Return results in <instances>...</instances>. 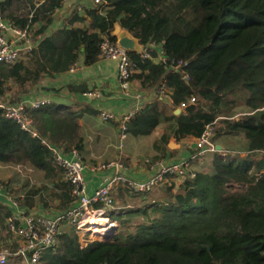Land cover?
Masks as SVG:
<instances>
[{
	"label": "trees",
	"instance_id": "16d2710c",
	"mask_svg": "<svg viewBox=\"0 0 264 264\" xmlns=\"http://www.w3.org/2000/svg\"><path fill=\"white\" fill-rule=\"evenodd\" d=\"M65 1L0 2L1 16L31 30L38 44L18 63L0 64V99L20 104L82 57L86 65L96 63L102 42H117L111 33L119 23L144 49L155 47L151 59L130 53L132 84L156 96L165 86L173 108L169 113L157 98L137 112L126 123L128 153L142 150L160 126L166 128L164 148L155 144V161L172 153V137L199 138L212 124L216 140L242 137L247 146L242 153L225 147L182 183L170 179L145 194L125 191L133 201L109 213L121 222L113 240L83 247L70 227L39 264H264V0H102L82 13L75 9L44 38ZM160 55L166 60L157 62ZM67 90L79 96L88 89ZM192 99L196 103L186 113L175 114ZM237 110L243 111L239 119ZM28 114L37 137L0 111V164L28 165L48 181L30 189L21 204L33 208L39 197L45 207L58 201L57 210L68 211L74 206L72 186L52 148L66 154L76 149L86 165H97V158L119 154L109 144H119L118 138L109 140V131L99 127V111L88 105L51 102ZM11 216L9 211L4 218Z\"/></svg>",
	"mask_w": 264,
	"mask_h": 264
},
{
	"label": "built area",
	"instance_id": "2783aa9c",
	"mask_svg": "<svg viewBox=\"0 0 264 264\" xmlns=\"http://www.w3.org/2000/svg\"><path fill=\"white\" fill-rule=\"evenodd\" d=\"M69 1L66 0L65 4ZM91 3L92 6H97L102 3V0H91ZM80 10L81 8H79ZM37 45L31 30L24 31L14 27L0 14V64L14 65L18 63L31 54ZM154 49V45H151L150 51ZM150 51L143 49L139 55L151 59ZM99 59L116 62L120 90L132 98L143 99L142 92L134 91L131 81L135 65L130 52L120 47L117 42L105 39L100 46ZM165 60V57L160 55L157 62ZM74 69L76 66L72 68V70ZM85 96L98 98L99 94L89 92ZM157 98L168 101L172 105L169 91L165 86L158 89ZM50 103L51 101L48 99H35L31 102L11 104L0 99V111H3L9 120L19 124L25 132L37 137L33 120L28 113L50 105ZM195 103V99L183 103L179 107L181 113H186L188 107ZM143 108V106L138 107L136 111L122 119V140L127 139L126 123ZM100 118L103 122H111L115 121L117 117L114 114L103 112ZM187 147L194 152L190 153L188 158L176 163L168 164L163 161L146 160L145 164L151 166L155 173L142 181L130 179L125 174L127 167L121 160L102 164L92 169L93 171H112L107 181L92 195L89 194L85 178L88 168L84 164L80 152L73 149L66 154L52 148L55 163L63 170L64 180L72 186L74 206L65 213L52 216L25 212L12 214L6 221V232L18 241L19 247L15 252L9 251L8 248L3 249L0 252V264H8L14 257L20 258L28 264H39L42 253L57 247L60 237L67 232L68 227H75L77 235L82 238V244L85 247L90 242L96 241L88 238L87 234L95 235L94 232L98 228L109 233L108 237L100 240H113L119 233V224L111 220L108 215L115 206L116 191L123 188L132 193L145 194L165 185L170 179L183 181L186 178H194L197 171L196 166L218 152L215 143V124L207 126L199 138H193L191 142L187 143ZM2 191L5 189L0 187V192ZM13 204L17 207V203L13 202ZM98 220L107 223L96 225L95 222Z\"/></svg>",
	"mask_w": 264,
	"mask_h": 264
},
{
	"label": "crops",
	"instance_id": "0c3cea01",
	"mask_svg": "<svg viewBox=\"0 0 264 264\" xmlns=\"http://www.w3.org/2000/svg\"><path fill=\"white\" fill-rule=\"evenodd\" d=\"M5 0H0V2ZM74 1L70 0L67 4H64L63 8L58 11L56 15V20L53 24V26L48 30V33L45 37L50 36L52 33L60 30L69 17L71 16L72 12L75 9L81 8L80 12L82 13L84 8H90L92 6V3L90 0H76L75 4ZM83 8V9H82ZM72 86L74 88L84 86L86 87L87 93L89 92H97L99 94L98 98H89L85 95H74L68 92L67 87ZM45 89V90H44ZM53 90H57L59 93L56 94L53 92ZM137 91L138 90H135ZM143 99L138 100L136 98H132L130 96H127L124 92L120 90L119 87V80H118V70H117V63L111 60H104L99 59L96 63L92 65H86L85 64V58L82 57L80 62L77 64L76 69L71 70L70 72L58 76L55 80H47L42 84V89L34 91L27 99H25L26 102H31L35 99H48L53 103L62 104V105H75L76 103L81 105H88L92 108L99 111L100 115L103 112H108L111 114L116 115L115 123H118L120 125V130L122 127V119L130 114L133 113L138 109V107H146L148 104L152 103L154 101L153 98H157L155 94H148L143 93ZM159 100H161L159 98ZM24 101V102H25ZM162 101V100H161ZM166 106H171V103L168 101L162 102ZM51 104V103H50ZM98 118L99 127L102 128L101 130H108V138L109 140L112 139L113 136H117V128L113 126L112 122H103L100 118ZM119 129V128H118ZM154 132L153 135L148 138L147 140H144L142 142L147 144V147H150V156H154L155 151V144H158L159 147L164 148V141H162V137L165 133V131H162L161 135L159 132ZM156 135V137H155ZM158 136V137H157ZM127 140V139H126ZM193 138H187L182 139L180 142H177V140L172 137L171 141H175L180 147L177 148L174 151H170L172 153H167L166 157L162 159H158L156 161H163L165 163H176L179 161H182L190 155V153H193V150H190L187 147V143L191 142ZM169 142V144H170ZM168 144V148H169ZM113 145H116L115 143H111L110 147H113ZM220 148V152L225 150V146L221 145L220 143L217 144ZM245 146H247L245 144ZM116 148V147H115ZM120 148V147H119ZM245 152V150L243 151ZM141 150L140 147L135 148V152L130 154L127 151L125 152H119V155H115V159L121 155V159L124 157L126 163H127V171H125V174L132 180L136 181H142L145 179H148L150 176H152L155 173V170L151 168V166L146 165L145 161L140 160ZM234 153V152H232ZM157 154V153H156ZM152 160V159H151ZM155 161V160H154ZM86 165V164H85ZM101 165V164H100ZM98 165H86L87 171L85 173L86 182L88 184V191L89 194L92 195L95 190H97L99 187H101L104 182L107 181L109 176L112 174L111 170L107 171H93L92 169L97 168L100 166ZM198 165L196 166L197 170ZM181 181V180H176ZM182 183V182H181ZM127 189L120 188L116 191L114 198H115V206L112 209L114 211L115 209L122 210L124 206L130 201H133L132 198H129V193H125ZM131 193V192H130ZM123 194V196H122ZM120 197L122 200H120ZM123 197V198H122ZM39 198V197H37ZM36 198V200H37ZM59 205L58 201L53 203L51 210L52 214L49 215V209H46V207L40 203L37 202L36 206L33 208H29L27 206H24V209H19L13 204V201L11 198L8 197L7 192L2 191L0 192V238L2 239L1 243L3 246L9 245L10 240L7 238V232L4 230L6 219L4 218L5 214L9 211L12 212V214L18 213V212H25V213H33L32 210L37 209L40 213L44 212L47 213L49 216L56 215V214H62L67 211L59 212L57 210V206ZM118 208H117V207ZM71 209V208H70ZM45 215V214H44ZM119 224V227L121 226V222L116 221ZM69 231V228L67 229ZM9 235V234H8ZM79 237V236H78ZM79 241L82 244V238L79 237ZM19 246V244H18ZM85 247V246H83ZM12 261V259H11ZM9 262L8 264H11L12 262H19L20 264H28L27 262L23 261L20 258L14 259L12 262Z\"/></svg>",
	"mask_w": 264,
	"mask_h": 264
},
{
	"label": "rangeland",
	"instance_id": "374dc122",
	"mask_svg": "<svg viewBox=\"0 0 264 264\" xmlns=\"http://www.w3.org/2000/svg\"><path fill=\"white\" fill-rule=\"evenodd\" d=\"M73 1H74V3H72V4H75L76 0H72V2ZM133 88L135 90H137L134 85H133ZM156 97H158V96H156ZM153 99L157 100V98H153ZM159 101H161V100H159ZM161 102H164V101H161ZM166 109L170 113L173 108L171 106H166ZM236 113H237V115L235 117L237 119H239V117L242 116L243 111L237 110ZM100 129H102V128H100ZM165 129H166L165 127L160 126L156 130V131L159 132V134H156V135H161L162 131H165ZM116 130H117L118 134L115 137L118 138L119 144L113 145V147H114V149H117L120 152H125L126 151V141L127 140H122V137H121L122 136V132H121L120 129L117 128ZM216 130H217V127H215V134H216ZM156 131H155V133H156ZM156 135H155V137H156ZM153 137H154V134H153ZM215 143H216V145L219 144V143L221 145H224L225 147L229 148L231 152L242 153L246 149V146H245L244 141L242 140V137L240 138V137H227L226 136V137H223V138H220V139H217V140L215 139ZM109 144H111V142ZM150 152H151L150 147H147V144L144 143V148L141 150V153H140V155H141L140 160L141 161H146V160L153 159V157L150 156ZM117 160H121L123 162V164L125 166H127V163H126L127 161L125 160L124 157L121 159V155L118 156L116 159H115V156H114V158L107 159V160H104L102 157H100V158L96 159V162H97V165L98 164L102 165V164L110 163V162L117 161ZM210 160H211L210 158H207V159L203 160L198 165L197 171H200V170L206 168V166L210 163ZM152 161H154V160H152ZM84 164H85V162H84ZM177 182L181 183L183 181H177ZM46 184H48V181L45 179L44 175L42 173L36 171L35 169L31 168L28 165H1L0 164V187H3L5 189V192H7L8 197L11 198V200L13 202L17 203V207L20 210L21 209L25 210L24 205L21 204L20 202L25 200L26 193L30 189H33V188L36 189V188H39V187H41L43 185H46ZM36 201L39 202V198H37ZM52 206H53V204H51L50 206L46 207V209H49V215L54 213V212L51 211L53 209H50V208H52ZM32 211L35 214L48 215V212L47 213H44V212L40 213L39 211H37V209L32 210ZM68 228L70 229V227H68ZM87 237L90 238V239L96 240V241H97V239H98V241H102V240H100L99 235H96V233H95V235H92V234L88 233ZM7 238H8V240H10V244L9 245L5 244L0 250L2 251L3 249L8 248L9 251L15 252L17 250V248L19 247L18 246V244H19L18 241L15 240L13 238V236L8 235V234H7ZM14 259H16V258L15 257L12 258V261ZM11 264H20V263L14 261Z\"/></svg>",
	"mask_w": 264,
	"mask_h": 264
},
{
	"label": "water",
	"instance_id": "95a60500",
	"mask_svg": "<svg viewBox=\"0 0 264 264\" xmlns=\"http://www.w3.org/2000/svg\"><path fill=\"white\" fill-rule=\"evenodd\" d=\"M111 35L114 39H116L120 47L130 53L137 54L144 49L143 46L140 44V41L133 35H131L127 30H125L119 23L115 24L114 30L112 31ZM175 114L180 115L181 110L178 109ZM179 147L180 146L175 141H171L169 144V149L171 151H174ZM220 148L221 147L217 146L218 151H220Z\"/></svg>",
	"mask_w": 264,
	"mask_h": 264
},
{
	"label": "bare ground",
	"instance_id": "6f19581e",
	"mask_svg": "<svg viewBox=\"0 0 264 264\" xmlns=\"http://www.w3.org/2000/svg\"><path fill=\"white\" fill-rule=\"evenodd\" d=\"M95 223H97L96 225H103L102 223H107V222L106 221L104 222L102 220H98ZM94 233L101 235V236H99L100 239H104V238L108 237V234H109L108 232H106L100 228L96 229Z\"/></svg>",
	"mask_w": 264,
	"mask_h": 264
}]
</instances>
